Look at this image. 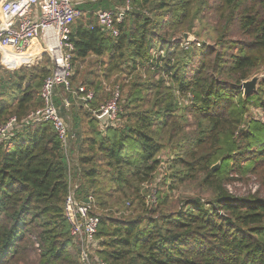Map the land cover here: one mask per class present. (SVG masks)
Segmentation results:
<instances>
[{
  "label": "trees",
  "instance_id": "obj_1",
  "mask_svg": "<svg viewBox=\"0 0 264 264\" xmlns=\"http://www.w3.org/2000/svg\"><path fill=\"white\" fill-rule=\"evenodd\" d=\"M122 5L101 0L84 7L88 14L71 25L70 35L72 88L82 85L95 95L79 104L88 122L77 150L80 196L93 195L105 208L104 198L116 194L109 209L132 208L129 217L97 213V257L106 264H264V197L258 190L238 198L227 189L232 174L252 175L264 195V124L253 112H264V77L255 92L242 90L264 68V0H132L113 37L94 13ZM205 11L218 14L221 51L181 48L176 35L191 31ZM233 28L248 41H228ZM154 51L166 56L152 58ZM212 52L214 60L206 61ZM49 68L48 57L13 73L0 67V125L11 117L21 125L42 107ZM143 72L158 79H143ZM117 73L131 82L117 77L113 83L120 88L119 122L102 130L93 113L111 98L113 88L105 93L103 83ZM175 93L192 96L189 107L179 106ZM65 97L79 101V95ZM21 126L0 143V264H26L27 251L37 252V264H78L63 214L67 169L60 142L47 123ZM166 146L176 153L167 161L171 172L148 208L143 188L160 172ZM216 163L221 167L212 171ZM185 181L198 182L207 198L173 206L170 192Z\"/></svg>",
  "mask_w": 264,
  "mask_h": 264
},
{
  "label": "built area",
  "instance_id": "obj_2",
  "mask_svg": "<svg viewBox=\"0 0 264 264\" xmlns=\"http://www.w3.org/2000/svg\"><path fill=\"white\" fill-rule=\"evenodd\" d=\"M101 0H0V67L13 73L21 68L30 69L42 63L44 57L50 60L49 75L43 80L40 90L42 107L30 112L22 121L47 123L60 142L67 169V193L63 202V214L69 225V233L81 256V264H106L96 254L100 216L96 213L97 204L93 195L80 196V184L75 177L79 166H73L69 149V127L56 107L55 98L61 90L72 96L79 95L81 105L94 100V93L84 86L72 88L74 75L72 66L73 45L70 41L71 25L85 17L88 11L82 7L96 4ZM131 1L123 0L121 7L100 10L94 13L98 26L113 37L119 35L120 25L126 14L131 11ZM89 28H91L89 26ZM186 49V48H185ZM120 88L114 87L112 96L93 113L102 130L118 125L121 107ZM65 108L70 107L68 100L63 101ZM264 124V118L258 117ZM21 124V125H22ZM16 117L9 118L0 125V143L9 140L15 130L22 129ZM230 186V185H229ZM227 187L231 193V188ZM257 186L250 187L254 194ZM150 202L154 198L150 196ZM92 252V258L91 253ZM95 256V257H94ZM81 259V261H80Z\"/></svg>",
  "mask_w": 264,
  "mask_h": 264
},
{
  "label": "rangeland",
  "instance_id": "obj_3",
  "mask_svg": "<svg viewBox=\"0 0 264 264\" xmlns=\"http://www.w3.org/2000/svg\"><path fill=\"white\" fill-rule=\"evenodd\" d=\"M218 14H215L214 11H209L202 14L201 19H198L197 21L193 20V22L190 24L191 25V31L187 32V33H179L178 35H176V39H174L175 41H179L180 42V46L181 48L185 49L186 47H190L191 45H196V47L199 44H204L206 46H209L210 49H213V52H218L221 51L220 47L216 44L217 41V36L220 34H218V29L220 28V25L222 27V24L219 23L218 24ZM186 36L188 37V39L186 40ZM220 39V38H219ZM228 41H248L247 38L245 36H241L236 28H233L232 31L230 32V34L228 35ZM212 52L211 54V58L208 57V59L206 61L211 62L212 60H214V53ZM234 51H231V53H233ZM152 58H158V57H165L166 54L164 52H152L151 53ZM75 69V67H74ZM151 70H154V67L151 68ZM2 71V70H1ZM120 75V76H119ZM114 74V76L110 77L109 79H105L108 81H104L103 83V89L105 93H110V91L113 88V83L119 84L117 83V77L122 81L124 84L131 82L130 77H126V75L124 74ZM259 80L262 79V77H264V68L260 69L259 72H257L255 74ZM142 78L146 79V78H151V80H157L158 79V75L156 74H145L144 72L142 73ZM254 76V77H256ZM82 77V75H81ZM164 79L166 80V77H164ZM258 80V81H259ZM79 82H82V78L79 79L76 83H73V85L78 84ZM166 82V81H165ZM170 84L169 81L166 82V85ZM175 97L177 102L179 101V106H186L189 107L190 105V100L192 99V96H187V98H182L178 93H175ZM189 98V99H188ZM108 98L104 99V102L107 101ZM189 100V101H188ZM64 109V108H63ZM75 109H76V105H75ZM253 112L255 113V115L257 113H259L260 117L264 118V112H258L253 110ZM61 114L64 117V119L67 120L66 116L68 114V111H64L61 110ZM165 140L168 138V133L166 132L164 135ZM176 153H173V151L171 150V146H166L164 149H162V152L159 154L161 158V160H163V164L161 165V170H159L160 172L157 174V177L155 180H153V182L148 183L147 185L144 186L143 190L147 191V193L149 194V197L152 196L154 198L153 204L155 202L156 204V200H155V195H156V191L161 187L160 186V182L163 180L164 176L169 177V173L171 172V170L169 169V166L167 164V161L169 159H171ZM214 166H217L218 168L216 170H219L221 167L220 163H216ZM213 166V167H214ZM165 168V169H164ZM212 169V168H211ZM231 177L234 179V181L230 184V188H231V194L235 197H246L248 195H251L252 193L250 192V187H252L253 185H256L257 191L259 190L260 192V196L264 197L262 190H260V184L257 181V179L252 176V175H246V176H241V175H235L232 174ZM78 183H80L77 180ZM198 182H192L190 183V181H185L184 183H179L177 186V189L173 190L170 192V197H171V202L173 206L179 205L180 203H178V201H184V200H189V199H195V198H207L208 194L205 193V190H199ZM104 185H107V183L105 182ZM256 191V192H257ZM230 193V192H229ZM251 193V194H250ZM117 195L114 194L112 196V198H104V200L106 201L107 206L105 208H101V207H97L96 213H98L100 216L106 214L108 211H112V214H116L115 216H121L124 215V217H129L132 215V208L131 209H120L119 205H114L113 207H111L110 209L108 208V205H110L111 203H113L114 201H116ZM96 200V198H95ZM150 198L146 199V206L148 208H150ZM118 204L122 203V200L118 197L117 200ZM97 204V202H96ZM147 208V209H148ZM152 208V207H151ZM171 207L166 208V211L170 210ZM34 242V240H33ZM79 248V247H78ZM76 248V249H78ZM91 253V258L92 252ZM81 251L80 249L77 251V257L80 255L81 256ZM24 257L25 263L26 264H37L38 262V256H37V252L36 251H27L22 258ZM95 257V256H94ZM81 261V259H80ZM19 264H23V263H19ZM78 264H81L78 261Z\"/></svg>",
  "mask_w": 264,
  "mask_h": 264
},
{
  "label": "crops",
  "instance_id": "obj_4",
  "mask_svg": "<svg viewBox=\"0 0 264 264\" xmlns=\"http://www.w3.org/2000/svg\"><path fill=\"white\" fill-rule=\"evenodd\" d=\"M84 7H86V6H84ZM84 7H82V10L84 9ZM108 9H110V8H108ZM100 10H107V9H98L97 11H100ZM97 11H95V12H97ZM65 94L66 93H64L62 90L60 92H58L57 97L55 98V104H56V107L59 109V112H60L62 119L64 120V122L69 127V138H70L69 149H70V154H71V162H72L73 166H79L78 159H77V156H78L77 150H78V146L80 145L81 141L83 140V131L88 129V122H87V119L85 117H83V115H82L83 113L80 110L81 109L80 102L78 100L77 101L74 100V98L71 97L70 98L71 101L72 102L75 101L74 104H71V101H69V99H67L65 97ZM64 100H68L70 103V107L68 109L63 106ZM75 105H76V109H75ZM61 110L68 111V114L66 116L67 120L64 119V117L62 116ZM97 124H98V121H97ZM76 173H77V171H76Z\"/></svg>",
  "mask_w": 264,
  "mask_h": 264
},
{
  "label": "water",
  "instance_id": "obj_5",
  "mask_svg": "<svg viewBox=\"0 0 264 264\" xmlns=\"http://www.w3.org/2000/svg\"><path fill=\"white\" fill-rule=\"evenodd\" d=\"M188 39V37L186 36V40ZM259 78L256 76V77H253L252 79H250L249 81L247 82H244L243 85H242V90H243V95L244 96H247L249 94H251L252 92H255L256 91V87H257V84H258V81ZM218 167L217 166H214L212 167V171H215Z\"/></svg>",
  "mask_w": 264,
  "mask_h": 264
}]
</instances>
